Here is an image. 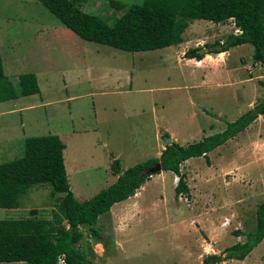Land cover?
Here are the masks:
<instances>
[{
    "label": "rangeland",
    "instance_id": "374dc122",
    "mask_svg": "<svg viewBox=\"0 0 264 264\" xmlns=\"http://www.w3.org/2000/svg\"><path fill=\"white\" fill-rule=\"evenodd\" d=\"M63 1L55 0L54 3ZM113 1L122 3L124 8L118 10L110 6L109 0H76V5L78 10L112 24L129 6L142 2ZM53 13L39 0H0V55L4 74L14 85L20 75L33 74L40 89L39 94L0 103V147L3 151L4 140H11L8 145L11 149L15 144L10 153L3 151L5 155H0V163L22 156L25 138L58 135L65 145L63 159L70 190L77 201L83 202L108 186V168L112 161H109V151L114 157L119 155L116 159L122 170L147 161L153 153L157 127L165 122L173 123V110L182 108L187 111V98L193 96L197 101V93L187 96V87L184 89L185 85L179 79V72L184 74L186 70L174 72L175 68H171L166 71V77L172 73L170 80L156 79L162 68L151 59L158 53L147 52L143 53L148 54L149 59L145 61L151 65L143 66L140 71L137 69L139 75L133 78V87L130 88L128 75L138 68L140 52H125L83 40ZM235 28L230 20L219 26L204 20H192L182 36L183 41L191 40L193 44H199V48L209 50L214 43L225 41ZM245 49L252 52L253 47L247 44ZM256 68L262 75L263 69ZM147 72L151 78L144 77ZM151 97L158 102L157 115L151 113ZM244 101L240 109L242 113L246 111L247 100ZM198 102L208 106L207 111L212 108L211 118L221 126L232 122L236 113L229 106L230 102L219 95ZM161 105L163 107H159ZM9 110L14 114L6 112ZM161 110L162 121L159 119ZM182 122L178 127L194 128L189 122ZM14 140L17 141L14 143ZM186 141L191 144L198 140ZM253 141L257 142L255 151L262 156L258 161L247 156L248 146ZM219 153L228 156L224 169L220 171L222 184L227 188L238 185L248 201L247 206L237 208L242 214L241 220L245 221V225H241L245 234L252 222H256L253 213L255 217L256 208L264 201V140H237ZM212 159L215 165L225 162V158L216 157L215 153ZM193 166L205 167L199 160H195ZM50 192L49 184L33 186L20 196L17 209H0V220L33 217L30 215L33 210L37 211L34 217L51 220L56 201ZM146 219V224L135 220L129 232L117 236L104 217H99L95 227L101 238H94L87 228H80L82 239L78 248L89 264H174V261H180L179 249L172 251L169 245L170 240L176 242L175 238L168 239L169 242L164 239L167 238L165 235L172 233L165 216L155 221L150 217ZM235 226L232 218L225 225L232 234ZM235 243L233 238L225 235L218 246L224 248ZM219 256L224 257L223 253Z\"/></svg>",
    "mask_w": 264,
    "mask_h": 264
},
{
    "label": "trees",
    "instance_id": "16d2710c",
    "mask_svg": "<svg viewBox=\"0 0 264 264\" xmlns=\"http://www.w3.org/2000/svg\"><path fill=\"white\" fill-rule=\"evenodd\" d=\"M67 29L79 38L125 52L153 51L182 42V34L192 20H204L224 24L233 20L241 31L230 35L220 44L219 52L251 44L254 50L252 61L263 69L264 88V0H142L129 6L112 24L99 16L78 10L76 0H39ZM108 4L118 10L123 4L109 0ZM219 45V43H216ZM199 49L189 50L186 58L201 59ZM40 93L36 76L24 74L14 85L4 74L0 55V103L13 101ZM207 115L213 116L207 110ZM264 114V97L252 109L234 122H226V129L203 140L181 147L172 142L165 145L158 158L138 163L122 170L120 162L112 159L110 169L117 176L111 186L102 189L92 198L79 202L68 183L64 166V143L57 135H45L24 139L23 155L0 163V209H17L19 198L33 186L49 184L50 195L55 198V210L51 220L34 217L31 211L26 219L0 220V263L57 264L62 258L65 264H89L85 254L78 248L82 239L80 228H87L94 238L100 239L96 229L98 218L110 208L133 196L150 176L142 172L160 162L162 171H171L179 180L175 195H188L189 191L180 165L193 157H204L244 131L258 116ZM168 137L167 134L162 135ZM159 174V173H158ZM240 236V231L233 232ZM245 242L236 243L222 253L225 260H244L264 239V201L256 209V230L244 234ZM215 256L204 259L203 264H212Z\"/></svg>",
    "mask_w": 264,
    "mask_h": 264
},
{
    "label": "crops",
    "instance_id": "0c3cea01",
    "mask_svg": "<svg viewBox=\"0 0 264 264\" xmlns=\"http://www.w3.org/2000/svg\"><path fill=\"white\" fill-rule=\"evenodd\" d=\"M190 22H188V25ZM215 25L219 26L221 24ZM233 26L236 28L233 34L230 35H238V27L235 26L234 22ZM223 42L217 43L220 45ZM214 44L217 45L216 43ZM246 45L247 44L238 45L230 48L226 52L211 54H207L210 49L206 50L204 48L206 50L204 57L196 60L194 58H186L185 53L189 50L200 49L199 44H193L191 40L183 41L182 36V42L177 45L153 51H139L141 56H138L139 62L136 65L138 68L131 70L128 75L130 88L133 87V78L139 75V71L143 69V66L151 65L149 61H145V59L149 58H147L148 54L143 53L147 52L158 53V56L151 59H155L160 65V68H162L161 73H159L160 75H157L156 79H164L165 81L166 78V80H170V78H172L170 76L172 73L166 77V71H171V68H175L174 72L181 69L186 70V73L184 74L181 71L179 72V79L182 81V84L185 85L184 89L187 87V96H195V91L197 93V101H195L196 97L193 96L187 98V111L182 110V108L173 110V115L175 117L173 123L165 122L157 127L155 132V144L151 150L153 153L149 159L158 158L165 149V144L162 143V140L164 139L162 137L163 134L168 135L170 143L174 142L181 147H187L203 140L205 137L215 135L217 132L221 133L226 129V123L221 126L217 120H213L211 118L212 116H209L204 112V110H207L209 107L203 103H199V100L205 101L218 95L221 96L222 99L230 102L229 106L234 112H236L231 120L234 122L263 99L264 88L260 85V81L263 80V74H258V69L256 68L258 66L261 68V66L259 63H254L252 61L254 50H252V52L247 51L246 49L243 50ZM163 66L166 67L164 68ZM137 69L139 70L138 72ZM144 77L147 79L151 78L148 76V72L144 73ZM166 83L168 82L166 81ZM64 84L66 83L64 82ZM244 99L247 100V105L245 107L246 111L242 113L243 111L240 109L243 108V103L245 102ZM144 100L147 101L146 98ZM150 102L152 105L151 113L157 115L156 108L158 102L155 103L152 97L150 98ZM169 105H167V108L170 107ZM159 107L163 106L161 105ZM208 111L210 113L213 112L212 108ZM6 112L14 114L11 110ZM160 114L161 116L159 119L162 121V110L160 111ZM219 118L220 116H217V119ZM181 119L184 121L182 122ZM179 122L184 124L189 122L194 128L188 129L183 125L178 127ZM184 140L198 141L190 144L189 141L184 142ZM237 140H264V114L258 116L254 122H252L244 131L238 133L234 138L209 152L207 154L210 162L209 165L206 163L204 157H193L180 165V175L184 178L189 191L188 195L179 194L176 196L175 188L179 180L178 176L171 171H161L159 174L150 176V179H148L133 196L114 204L107 213L100 217H104L109 224L108 227L111 228L114 235L122 236L132 229L135 220L139 223L141 221L143 224H146L147 217H150L151 220L154 219L155 221L157 218H161L164 215L166 218V224L168 225V228H171L169 230L173 234L165 235L167 238L163 237L168 242V239L175 238L176 242L171 243L170 240L169 245L172 248V251L176 248L179 249L181 255L180 261H184V263H180V261L176 260L174 261V264H203L204 259L207 257H220L219 255L228 248H221L218 246L221 238L225 235L233 238L236 243L245 242V236L244 233H242L241 227V225H245V221L241 220L240 217H242V214L237 211V208L239 206L242 208L247 206L248 201L242 193V190L239 191L238 185L227 188L219 179L221 178L220 171L224 169L225 163L228 161V156H225L223 153L220 154L219 152L228 144L232 142L235 143ZM9 141L11 140H4V142H2V147H5L3 151H7V153L13 151L15 147V144H13V149L9 148ZM16 141L17 140H14V143ZM256 143V141L250 143L247 156L251 160L258 161L262 156L255 151V149H257L255 148ZM105 146L106 145H103V147ZM241 148L242 147L240 146L239 149ZM3 151L0 147V155L4 156L5 154ZM213 153H215L216 157L225 158V162L220 165H215L212 159ZM109 154V161L119 157V155L114 157V153L111 151H109ZM195 160L201 161L205 167L203 168V166H201L199 168H194L193 162ZM108 169L110 171V178L107 187L114 184L117 180V176L113 174L110 168ZM253 169L254 168L251 170ZM256 170H258V167ZM169 189H171L170 192ZM234 189L238 192L234 193ZM231 193L233 195H230ZM162 212L165 213L162 214ZM228 216H230V218ZM231 218L234 225H236L234 228L235 232L240 231L242 235H233L225 227L226 222ZM238 218H240L239 221L237 220ZM252 218L256 221L254 213ZM161 222L162 221H160V223ZM255 230L256 222L254 224L252 222L250 230L245 234L254 233ZM257 251L259 252L258 254ZM222 261L221 264H264V239L244 260L224 261L223 257ZM3 264L23 263L16 262ZM212 264H214L213 261Z\"/></svg>",
    "mask_w": 264,
    "mask_h": 264
},
{
    "label": "water",
    "instance_id": "95a60500",
    "mask_svg": "<svg viewBox=\"0 0 264 264\" xmlns=\"http://www.w3.org/2000/svg\"><path fill=\"white\" fill-rule=\"evenodd\" d=\"M220 49H221V48H220V45H215V46L210 47V51H211V52H219ZM205 52H206V50H205L204 48H200V49L197 51V53H198L199 55H204ZM164 144H165V145L170 144V139H169L168 137L164 138ZM161 171H162V169H161V164H160V162H158V163H156L154 166H152V167H150V168L144 170V171L142 172L141 175H143V176H152V175H155V174L160 173ZM220 262H222V258H221V257H216V258L213 260V263H214V264H216V263H220Z\"/></svg>",
    "mask_w": 264,
    "mask_h": 264
},
{
    "label": "built area",
    "instance_id": "2783aa9c",
    "mask_svg": "<svg viewBox=\"0 0 264 264\" xmlns=\"http://www.w3.org/2000/svg\"><path fill=\"white\" fill-rule=\"evenodd\" d=\"M237 33H239V34H240V33H241V31H240L239 29H237ZM181 196H182V195H181ZM59 261H62V262H63V264H65L62 258H60V259H59ZM59 261H58V262H59Z\"/></svg>",
    "mask_w": 264,
    "mask_h": 264
},
{
    "label": "clouds",
    "instance_id": "9594fccd",
    "mask_svg": "<svg viewBox=\"0 0 264 264\" xmlns=\"http://www.w3.org/2000/svg\"><path fill=\"white\" fill-rule=\"evenodd\" d=\"M231 21H233V20H231ZM239 29V28H238Z\"/></svg>",
    "mask_w": 264,
    "mask_h": 264
}]
</instances>
